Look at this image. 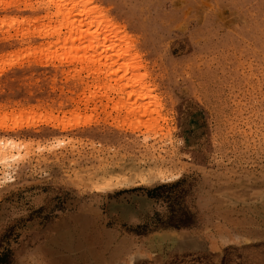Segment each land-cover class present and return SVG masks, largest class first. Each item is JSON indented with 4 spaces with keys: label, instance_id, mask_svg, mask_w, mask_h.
<instances>
[{
    "label": "rangeland",
    "instance_id": "374dc122",
    "mask_svg": "<svg viewBox=\"0 0 264 264\" xmlns=\"http://www.w3.org/2000/svg\"><path fill=\"white\" fill-rule=\"evenodd\" d=\"M89 3L75 55L0 0V264H264V0Z\"/></svg>",
    "mask_w": 264,
    "mask_h": 264
},
{
    "label": "bare ground",
    "instance_id": "6f19581e",
    "mask_svg": "<svg viewBox=\"0 0 264 264\" xmlns=\"http://www.w3.org/2000/svg\"><path fill=\"white\" fill-rule=\"evenodd\" d=\"M90 0H39V6L38 7H43V8H45V10L46 9H48V7H50V5L53 7V9L52 10H50V11H48V10H46L45 12V16L43 15V17H46V18H50V17H53V18H55V20H53V19H51V20H53L52 22H54L55 24L52 26H49L50 24L49 23H47L46 21H49L48 19L46 20V21H44V22H46L48 25H47V27H46V30L45 29H41V28H39V29H41L42 31H43V33H42V35L44 36L45 34H47V36L48 35H52V34H56L55 35V37L57 38V40H56V38H55V43H59L60 44V46H61V48L63 49L62 50V52L63 53H71L72 52V54L77 50V48H78V53H79V51H80V49H79V47H81V44H82V49H83V52H87V51H89V50H91V51H93V54H94V51L96 50V41H100V38H101V36H103V38H101V39H103V41H105L106 40V37H109V38H111L110 36H115V37H119L120 36V33L121 32H119V27L118 26H116V24H114L115 22H113L112 20H110L107 16H104L102 13L100 14L96 9H97V7H96V9H94V7L92 8L91 6H92V4H91V6H90ZM2 6V5H1ZM89 6L91 7V8H89ZM100 9V8H99ZM98 9V10H99ZM92 10V11H91ZM94 10H96L99 14H95V11ZM94 14H93V13ZM96 12V13H97ZM97 15V16H96ZM99 15V16H98ZM39 17V16H38ZM42 17V18H43ZM10 18H12V17H10ZM33 19H34V17H33ZM44 19V18H43ZM42 19V20H43ZM34 20H36V19H34ZM41 20V19H40ZM41 20V21H42ZM17 21V20H16ZM15 21V22H16ZM32 21V20H31ZM3 22V21H2ZM37 23V22H36ZM4 24V23H3ZM2 24V25H3ZM14 24V23H13ZM40 24H42V23H40ZM1 25V24H0ZM18 25V24H17ZM46 25V24H45ZM95 25H97V26H95ZM49 26V27H48ZM20 27V26H19ZM61 27H63V28H65V31H66V33H63L64 35H62V36H60L59 34H60V29H61ZM93 27H95L94 29H93ZM1 28V27H0ZM4 27L2 26V29H3ZM18 29V28H17ZM21 29H22V27H21ZM36 29V31L37 32H40V31H38L39 29L36 27L35 28ZM27 30V29H26ZM15 31V30H14ZM17 31V30H16ZM32 31V30H31ZM35 31V32H36ZM64 31V32H65ZM29 32V31H28ZM33 32V31H32ZM31 32V34H33ZM108 32V35H105L106 33ZM29 34V33H28ZM20 35V34H19ZM34 35V34H33ZM38 35V34H37ZM41 35V36H42ZM105 35V36H104ZM116 35H118V36H116ZM13 36V35H12ZM112 36V37H113ZM21 37V36H20ZM59 37V38H58ZM108 39V38H107ZM76 41V42H75ZM85 41H86V43H85ZM99 41H98V43H99ZM52 42H54V40L52 41ZM52 42H50V44H52ZM75 42V43H74ZM79 42V43H78ZM110 42H111V40H110ZM115 42H117V40L115 41ZM47 43V42H46ZM98 43H97V45H98ZM106 43V42H105ZM109 43V42H108ZM112 43V42H111ZM69 44V46H66V45H68ZM78 44H80V46H78ZM114 46H116V43H112ZM121 44V43H120ZM53 45V47H54V45L55 44H52ZM110 45V44H109ZM119 45V44H118ZM117 45V47L116 48H118V50H116V52L114 51L115 50V48H111V49H113V53H112V51H111V53H112V55L114 54H118V56H119V58H121L120 57V55L121 54H125L124 56L126 57L127 55H128V49H130V48H128V46H126L127 44H125L124 46L125 47H120L119 48V46ZM51 46V45H50ZM49 46V47H50ZM59 45L57 44V47H58ZM59 46V47H60ZM66 46V47H65ZM95 46V47H94ZM104 46V45H103ZM102 46V47H103ZM122 46V45H121ZM35 47V46H34ZM65 47V48H64ZM87 47V48H86ZM98 47V46H97ZM40 48V47H39ZM38 48V49H39ZM52 48V47H51ZM61 48L59 49V50H61ZM109 48V47H108ZM108 48L107 49H105V47L103 48V49H105V50H102L101 52L102 53H104V54H109L110 52H109V50H111L110 48H109V50H108ZM128 48V49H127ZM50 49V48H49ZM49 49H47L48 51H49ZM36 50V49H35ZM52 50L53 49H50V55H48V53H46L48 56H47V58L49 57V56H51V52H52ZM99 51H100V49H98ZM98 50H96L97 52H98ZM19 51V50H18ZM39 51V50H38ZM41 52H42V50H40ZM28 52V51H27ZM27 52H25V53H27ZM40 52V53H41ZM54 52V51H53ZM52 52V53H53ZM56 52H58V51H56ZM14 53V52H13ZM36 53V52H35ZM39 53V54H40ZM43 53V52H42ZM76 53V52H75ZM78 53H76L75 55H77ZM99 53V52H98ZM126 53H127V55H126ZM9 54V53H8ZM34 53H32L31 55H33ZM46 54H45V56H46ZM55 54H57V53H55ZM71 54V55H72ZM84 54H86V53H84ZM88 54H89V52H88ZM92 54V55H93ZM21 55V54H20ZM27 55V54H26ZM30 55V54H29ZM58 55V54H57ZM95 55H96V53H95ZM98 55V54H97ZM110 55V54H109ZM35 56V55H34ZM88 56V55H87ZM101 56V55H100ZM116 56V55H115ZM122 56V55H121ZM31 57V56H30ZM57 57V56H56ZM64 57V56H63ZM67 57V56H66ZM97 57V56H96ZM129 58H130V56H128ZM133 57H134V54H133ZM132 57V58H133ZM138 57V56H137ZM53 58V57H52ZM55 58V57H54ZM95 58V57H94ZM106 58V57H105ZM1 59H2V57H1ZM56 59V58H55ZM61 59V58H60ZM99 59V58H98ZM107 59V58H106ZM112 59V58H111ZM111 59H109V61L111 60ZM115 59V58H114ZM116 59H117V56H116ZM52 60V59H51ZM67 60H69V59H67ZM66 60V61H67ZM71 60V59H70ZM73 60V59H72ZM85 60L88 62V60L85 58ZM84 60V61H85ZM93 60V59H92ZM97 60V59H96ZM101 60V59H100ZM99 60V61H100ZM12 61V60H11ZM14 61V60H13ZM61 61V60H60ZM59 61V62H60ZM64 61V60H63ZM77 61V60H76ZM75 61V62H76ZM89 61H90V59H89ZM98 61V60H97ZM104 61V60H103ZM15 62V61H14ZM58 62V61H57ZM62 62V61H61ZM69 62V61H68ZM71 62V61H70ZM81 62V61H80ZM94 62V61H93ZM115 62H117V60L115 61ZM115 62H113V63H115ZM12 63V62H11ZM65 63V62H64ZM100 63V62H99ZM112 63V64H113ZM86 64V63H85ZM92 64V63H91ZM97 64V63H96ZM103 64V63H102ZM107 64V63H106ZM108 64H111V63H108ZM116 64V63H115ZM128 64H130L129 63V61H128ZM80 65V64H79ZM119 65H121V64H119ZM123 65V64H122ZM86 66V65H85ZM108 66V65H107ZM111 66V65H110ZM118 66V65H117ZM129 66V65H128ZM133 66V65H132ZM134 66H135V64H134ZM81 67V66H80ZM98 67H99V64H98ZM97 67V68H98ZM72 68V67H71ZM82 68H84V67H81L79 70H81ZM96 68V69H97ZM103 68V67H102ZM102 68H100V70L102 69ZM119 68H120V66H119ZM129 68H131V67H129ZM137 68H138V66H137ZM136 68V69H137ZM94 69V68H93ZM92 69V70H93ZM109 69V68H108ZM118 69V68H117ZM134 69H135V67H134ZM75 70V69H74ZM78 70V69H77ZM98 70H99V68H98ZM116 70V69H115ZM121 70L123 71V69H122V67H121ZM120 70V71H121ZM125 70V69H124ZM130 71H131V69H129ZM86 71V70H85ZM94 71V70H93ZM96 71V70H95ZM111 71H113V70H111ZM117 71V70H116ZM119 71V72H120ZM129 71V72H130ZM136 71V70H135ZM134 71V72H135ZM96 72H98V71H96ZM108 72H110V70L108 71ZM128 72V73H129ZM116 73V72H115ZM133 73V72H132ZM91 74H92V71H91ZM101 74H102V72H101ZM113 73L111 72V75H112ZM122 74V73H121ZM137 74H139V73H137ZM103 75V74H102ZM105 75H107V72H105ZM117 75V74H116ZM123 75H124V73H123ZM126 75V74H125ZM128 75V74H127ZM134 75L136 76V74L134 73ZM133 75V76H134ZM77 76V75H76ZM104 76V75H103ZM109 76V75H108ZM113 76V75H112ZM129 76V75H128ZM128 76H126L127 78H128ZM143 76V75H142ZM94 77V76H93ZM113 77H115V76H113ZM124 78V80L125 79H127V78ZM137 77H139V76H137ZM145 77V76H144ZM95 78V77H94ZM97 78V77H96ZM101 78V77H100ZM115 78H117L118 80H119V78H121L120 76L119 77H115ZM123 79V78H122ZM129 79H130V77H129ZM131 79H132V76H131ZM130 79V80H131ZM142 79V78H141ZM117 80V81H118ZM133 80V79H132ZM136 80V79H135ZM108 81H110V79L108 80ZM119 81H121V79L119 80ZM145 81V80H144ZM95 82V81H94ZM122 82V81H121ZM131 82V81H130ZM130 82H128V84L130 83ZM133 82H134V80H133ZM142 83V82H141ZM107 84V83H106ZM120 84V82L118 83V85ZM128 84L126 83L125 85L128 87ZM135 84V83H134ZM134 84L132 85L131 83L129 84V86L130 85H132L133 87H134ZM117 85V86H118ZM122 85V87H121V89L120 90H122V88L124 89V87H123V85L124 84H121ZM144 85V84H143ZM142 85V86H143ZM125 86V90L127 89V87ZM136 86V85H135ZM138 86H139V84H138ZM138 86H136V88L138 87ZM111 87V86H110ZM109 87V88H110ZM114 87V86H113ZM112 88V87H111ZM118 88V87H117ZM116 88V86H115V89H117ZM120 90H119V88H118V91L120 92ZM124 90V91H125ZM142 90H143V88H142ZM116 91V90H115ZM123 91V90H122ZM140 92H141V90H140ZM121 96V95H120ZM137 102V101H136ZM3 111V110H2ZM147 112V111H146ZM143 113V112H142ZM141 114V113H140ZM144 115V114H143ZM1 120V119H0ZM2 121V120H1ZM4 122V121H3ZM1 124H0V129H4V128H6L5 127V125L2 123V122H0ZM129 123V122H128ZM141 126H143V125H141ZM11 129V128H10ZM16 147V142L15 141H13V140H6V139H1L0 140V167H4V168H6V163L8 162V161H10V159H12V158H14L15 157V155H13L12 153V151H13V148H15ZM164 162V161H163ZM155 166V165H154ZM130 170H131V173H132V171L133 172H135V171H137V170H135V168L132 166H130V168H129ZM105 170V169H104ZM104 170H100V172L102 173V174H104ZM99 172V173H100ZM82 177H83V175H82ZM83 179H85V178H83ZM84 181V180H83ZM82 181V182H83Z\"/></svg>",
    "mask_w": 264,
    "mask_h": 264
}]
</instances>
